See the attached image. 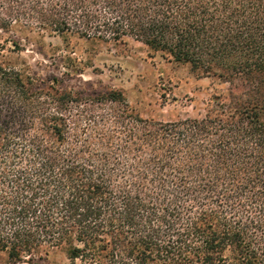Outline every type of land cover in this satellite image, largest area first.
<instances>
[{
	"label": "trees",
	"instance_id": "16d2710c",
	"mask_svg": "<svg viewBox=\"0 0 264 264\" xmlns=\"http://www.w3.org/2000/svg\"><path fill=\"white\" fill-rule=\"evenodd\" d=\"M141 43L226 81L195 116L141 117L0 62V257L264 264V0H0V31ZM15 45L17 42L15 41Z\"/></svg>",
	"mask_w": 264,
	"mask_h": 264
},
{
	"label": "rangeland",
	"instance_id": "374dc122",
	"mask_svg": "<svg viewBox=\"0 0 264 264\" xmlns=\"http://www.w3.org/2000/svg\"><path fill=\"white\" fill-rule=\"evenodd\" d=\"M28 28L0 31V62L42 79L57 78L63 88L84 94L121 90L128 105L141 117L175 122L195 116L214 94H226L238 77L219 81L198 77L150 52L141 43L95 45L75 37L38 36ZM15 41L17 45H15ZM0 264L5 261L0 257ZM39 264H79L56 252Z\"/></svg>",
	"mask_w": 264,
	"mask_h": 264
}]
</instances>
